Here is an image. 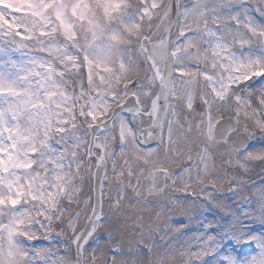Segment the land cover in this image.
I'll return each instance as SVG.
<instances>
[{
	"label": "snow or ice",
	"instance_id": "obj_1",
	"mask_svg": "<svg viewBox=\"0 0 264 264\" xmlns=\"http://www.w3.org/2000/svg\"><path fill=\"white\" fill-rule=\"evenodd\" d=\"M0 264H264V0H0Z\"/></svg>",
	"mask_w": 264,
	"mask_h": 264
}]
</instances>
